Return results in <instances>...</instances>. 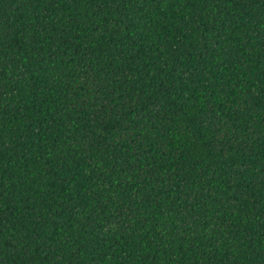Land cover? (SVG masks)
<instances>
[{
	"label": "trees",
	"instance_id": "1",
	"mask_svg": "<svg viewBox=\"0 0 264 264\" xmlns=\"http://www.w3.org/2000/svg\"><path fill=\"white\" fill-rule=\"evenodd\" d=\"M0 264H264V0H0Z\"/></svg>",
	"mask_w": 264,
	"mask_h": 264
}]
</instances>
